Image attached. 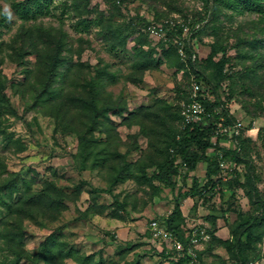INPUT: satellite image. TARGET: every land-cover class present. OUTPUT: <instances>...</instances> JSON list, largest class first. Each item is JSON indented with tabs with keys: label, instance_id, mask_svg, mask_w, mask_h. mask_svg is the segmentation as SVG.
I'll list each match as a JSON object with an SVG mask.
<instances>
[{
	"label": "rangeland",
	"instance_id": "374dc122",
	"mask_svg": "<svg viewBox=\"0 0 264 264\" xmlns=\"http://www.w3.org/2000/svg\"><path fill=\"white\" fill-rule=\"evenodd\" d=\"M24 1L0 0V71L10 103L18 112V115L4 112L0 119L15 142H8L4 135H0V159L4 164V167L0 164V169L4 172L2 178H7L10 173L18 174L23 189L22 180L25 179L33 181V191L41 190L46 183L55 182L63 193L59 206L47 213H36L35 210L34 215L24 219L26 249L35 253L52 234L57 236L54 248L60 251L59 262L64 264H80L85 258L86 264L176 262V253L179 252L176 240H156L150 227L155 218L160 219L170 213L173 193L164 188L152 198L153 189L144 171L152 162L164 157L171 128L184 127L185 104L189 101L183 97L193 92V80L192 75H186L185 67L171 63L174 55L170 59L166 54L171 52L168 35L164 37L149 32L146 23L163 20L182 23L186 18L197 17V13L205 8V0H54L49 12H41L37 17L18 12L16 4ZM158 15L159 21L156 19ZM137 16L145 18L146 22L142 24L138 21L141 25H135L138 31L135 29L132 35L146 36L147 42L142 49L148 53L146 57L152 54L149 68L135 62L140 57L132 52L137 41L134 37L128 39L127 51L118 52L112 48L113 36L131 34L130 23L136 22ZM222 18L227 21L228 28L221 36L226 42L228 40L230 55L235 57L239 49L236 47L238 32H234L241 29L240 34L246 35L250 30L246 24L257 21L258 14L246 13L232 20ZM229 28L233 32H228ZM60 30L65 32L63 56L70 61H65L58 69L61 78L58 87L63 86L65 75L75 64L80 69L71 75L69 86L74 87L69 89L66 86L65 94L73 90V93L86 95V81L100 71L105 83L101 81L99 84V93L110 106L106 114L96 117L95 122L84 114L87 112L85 109L75 110L74 131L69 133L63 132L52 115L54 102L57 103L61 97L55 95L52 101L35 104V86L28 87L26 84L27 70H33L35 79L31 78V82H36L40 75L36 55L29 54L24 59L19 55L21 51L35 46L38 50H50L52 46L48 47L45 40H49V34L59 36ZM198 32L191 44L195 58L200 62L210 53L216 37L212 28L203 34ZM178 53L182 59L185 58L181 51ZM242 67L241 63H236V74L241 72ZM235 81L240 92L243 80L236 76ZM236 95L244 100L241 95ZM64 99L69 98L65 96ZM246 104L250 113L256 114L255 118L252 119V114L244 110L239 99L231 102V112L236 114L244 127L253 121L252 128L245 133L252 141L243 153L253 159L257 172L261 174L259 186L264 193V98L253 97ZM88 130L91 132L85 139L92 138L94 151L86 157L84 140L77 132L84 134ZM221 142L233 148L237 145L232 136ZM96 154H99L98 161L94 163ZM246 170L245 163L239 165L242 179ZM193 174L204 182L206 163L201 162ZM188 181L191 182V179ZM21 196L17 193L13 200L17 202ZM187 199V203L186 200L183 203L187 230L207 226L203 216L210 211L209 205H200L195 210V200ZM233 208L236 211L228 213L229 238L230 225L238 217L236 212L253 211L243 188L239 189ZM2 211L6 210L0 204L1 217L4 215ZM221 220L223 223L224 219ZM202 233L204 235L198 247L206 251V263L224 259L229 264H236L223 246L212 242L206 229ZM217 236L227 239L218 233ZM262 249L264 252V242ZM168 254L172 255L166 257ZM1 255L0 251V258ZM57 262L58 259L52 264ZM258 262L264 264V258ZM20 264L46 263L24 259Z\"/></svg>",
	"mask_w": 264,
	"mask_h": 264
},
{
	"label": "trees",
	"instance_id": "16d2710c",
	"mask_svg": "<svg viewBox=\"0 0 264 264\" xmlns=\"http://www.w3.org/2000/svg\"><path fill=\"white\" fill-rule=\"evenodd\" d=\"M53 1L25 0L16 5L20 14L37 17L41 12H49ZM246 13L258 14V18L257 21L251 20L253 24H246V27H250L246 35L240 34L241 29L234 32L235 34L238 32L236 47L239 49L238 55L234 57L230 55L228 50V40L226 42L221 36L222 32L228 28L227 21L222 17L232 20ZM159 16L156 17L158 21L160 20ZM135 21L130 23L132 24L131 34L127 33L123 36L118 34L116 38L113 36L112 48L118 52L127 51V41L134 37L137 41L132 52L140 57V61L135 62L141 67L149 68L151 67L149 61L152 54L150 53L146 57L148 53L146 54L142 49V45L147 42L145 41L146 36L142 34L141 36L132 35V32L137 29L135 25L144 24L146 19L137 16ZM152 22L149 21L146 24L149 25ZM160 22L169 25L164 20ZM182 24H187L190 27V39L184 35L185 25ZM197 25L200 27L196 28ZM211 28L215 32L216 40L211 44V51L208 56L199 62L198 58H195L191 40L197 36V31L203 34ZM230 31L232 28H229L228 32ZM59 34L57 37L49 34V40H45L48 47L52 46L50 50L47 48L38 50L35 46L32 49L21 51L19 55L21 59L29 54L36 55L40 75L37 76L36 82H31L33 70H27L26 84L28 87L35 86V104H45L48 100L52 101L51 99L55 95L58 96L57 98L61 97L57 103L54 102L55 110L52 115L55 116L63 132L69 133L74 131L75 116L73 113L75 110L85 109L87 112L84 114L88 116L90 121L95 122L96 117L106 114L110 106L106 104L107 100L101 96V92L99 93V84L101 81L105 83V77L101 75L100 71L86 81L88 82V88L85 90L86 95L81 92L79 94L73 93V90L65 94L66 86L70 87L69 89L74 87L69 86L71 77H73L71 75L80 69L75 64H72L65 75L63 86L58 87L57 83L61 81L58 69L65 61H70L63 56L66 45L65 32L60 30ZM167 34V43L170 44L171 52L166 54L170 59L174 55L171 63L185 67L187 69L186 75L188 73L190 76L192 75L193 82L198 85L195 98L204 105L206 110L203 119L200 121L185 122L182 129L173 126L170 134H168L167 150L164 157L152 162L144 171V175L153 189L152 198L157 197L164 188H169L173 193V207L170 213L160 217V219L155 218L183 246V250L176 253L178 255L177 261H172L171 264H229L228 260L224 259H220L218 262H205L206 251H201L192 242L194 237L198 238L200 242L204 235L202 230L205 229L210 234L212 242L216 241L223 246L230 254L232 261L236 264H251L264 258L262 249L264 242V193L259 186L262 176L257 172L253 159L250 156H244L243 153V150L252 141V138L246 136L245 133L252 128L253 121L248 126L241 125L238 134L222 131L220 124L223 123L224 127L230 128L237 123L236 114L231 112L230 107L231 102L235 99H239L244 110L250 113L246 102L253 97L264 98V0H205V8L197 13V17L186 18L182 23L176 22V25L169 29ZM181 42H183L182 45ZM181 47H183L186 55L184 59L178 53ZM236 63H241L243 66L238 74L234 71ZM1 74L0 71V119L4 112L18 115L5 91L6 82L2 79ZM236 76L239 80H243L240 92L236 88ZM228 80L231 81L230 84L226 83ZM189 93L183 99L186 98L190 103L194 98L191 96L193 92ZM236 94L241 95L244 100L238 98ZM65 96L69 99H64ZM103 101L105 103L101 104ZM250 114H252V119L255 118L254 112ZM89 132L91 131L88 130L84 134L77 132V135L81 140L86 141L85 136ZM0 135H4L8 142H14L12 136L8 135L4 126L1 125V120ZM230 136L237 141L234 148L221 142ZM84 141L86 153L84 156L89 157L94 151L92 138H88L86 143ZM211 150L212 153H210ZM99 154L94 157V163L98 161ZM201 162L206 163V180L204 182L197 175H192V172L198 169ZM221 162H235L237 165L245 163L247 170L244 173V178L242 179V173L236 170L230 179L224 180L221 177ZM0 164L4 167L1 159ZM3 174L4 172L0 169V204L6 210L5 212L2 211L4 215L0 216V251L2 253L0 264H20L24 259L44 261L46 264H52L54 260L58 259L57 264H64L59 262L60 251H57L56 247L54 248L57 236L52 234L48 236L35 253L26 249L24 241V219L28 215H34L35 210L36 213H47L62 202L63 193L58 185L55 182H49L41 190L33 191V181L23 179V189L18 174L10 173L7 178H2ZM217 176L218 178H216ZM180 179L181 182H179ZM189 179L191 182L188 181ZM240 188H243L245 194L250 198L253 211L238 210L236 212L237 219L230 225L231 237L222 239L217 236L218 222L223 218L227 224L229 223L228 213L234 210V199L238 196ZM17 193H21L22 196L16 202L13 198ZM187 198L195 200V210H198L200 205H209L210 211L203 216L207 226L201 225L187 230V218L183 210V203ZM191 248L195 249L196 257L190 253ZM171 255L168 254L166 257ZM80 264H86V258Z\"/></svg>",
	"mask_w": 264,
	"mask_h": 264
},
{
	"label": "built area",
	"instance_id": "2783aa9c",
	"mask_svg": "<svg viewBox=\"0 0 264 264\" xmlns=\"http://www.w3.org/2000/svg\"><path fill=\"white\" fill-rule=\"evenodd\" d=\"M166 23H169V25L162 23V22H156V23H152L149 24L147 27V30L153 34H160L162 36H167L168 34V30L173 28L176 25L175 21H166ZM185 25V32L184 35L187 36L188 34L191 36V32H190V27L187 24H182ZM200 25H197L196 28H199ZM190 38V37H189ZM181 45L183 44V42L180 43ZM180 51L182 54L184 53V49L183 47L180 48ZM198 89V85L196 84V82H193V101L190 103L185 104V113H186V122H197L203 119L206 110L204 108V105L196 100V96H197V90ZM241 122L238 119L237 123H235L232 127L227 128L223 126V123L220 124L221 126V130L227 133L232 134V132H235L236 134H238L239 132V127L241 126ZM221 167H222V174L221 177L224 180H228L230 179L233 174H235V171L239 169V165H237L235 162H230V163H226V162H221ZM150 227H151V231H152V235L156 240H161V241H169V240H175L174 236L172 235V233H170L168 230H166L165 226L162 225L158 220H153L150 223ZM196 232V231H195ZM193 244H195V246H198L199 244V239L194 237L192 240ZM179 251L183 250V246L180 242L176 241ZM190 253L196 257V252L195 249L191 248L190 249ZM251 264H260L258 261L253 262Z\"/></svg>",
	"mask_w": 264,
	"mask_h": 264
},
{
	"label": "crops",
	"instance_id": "0c3cea01",
	"mask_svg": "<svg viewBox=\"0 0 264 264\" xmlns=\"http://www.w3.org/2000/svg\"><path fill=\"white\" fill-rule=\"evenodd\" d=\"M189 199H186V203ZM185 204V203H184ZM183 210H184V213H185V206L183 205ZM218 235L220 236H223L225 238H229V234H230V231L228 229V226H227V223L226 221L223 220V223H222V220L220 219L219 222H218Z\"/></svg>",
	"mask_w": 264,
	"mask_h": 264
},
{
	"label": "clouds",
	"instance_id": "9594fccd",
	"mask_svg": "<svg viewBox=\"0 0 264 264\" xmlns=\"http://www.w3.org/2000/svg\"><path fill=\"white\" fill-rule=\"evenodd\" d=\"M6 12H7V9H6Z\"/></svg>",
	"mask_w": 264,
	"mask_h": 264
}]
</instances>
